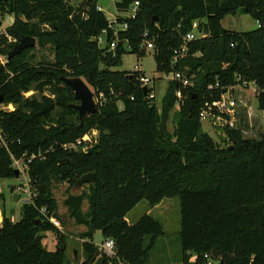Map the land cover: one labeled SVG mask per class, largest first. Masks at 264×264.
Listing matches in <instances>:
<instances>
[{
  "label": "trees",
  "instance_id": "obj_1",
  "mask_svg": "<svg viewBox=\"0 0 264 264\" xmlns=\"http://www.w3.org/2000/svg\"><path fill=\"white\" fill-rule=\"evenodd\" d=\"M97 1L0 0V15L13 17L0 37V55L7 57L15 43L30 37L52 57L38 58L33 47L0 66L5 143L0 181L18 177L11 155L41 152L43 157L28 165L29 183L38 195L34 205L22 204L19 221L6 216L0 192V264H67L62 232L38 209L44 207L48 218L60 222L53 188L66 184L71 189L88 173L95 182L63 201L68 218L85 228L80 264L99 256L104 264H148L162 226L149 215L132 224L126 217L141 201L153 208L172 198L179 201L180 264H264V133L245 139L242 129L224 128L229 145L220 147L199 119L205 103L249 84L255 87L258 110L264 111V0H117L114 25L127 22L128 28L116 36ZM134 2L139 13L128 20L125 14ZM239 11L257 27L240 33L224 29V17ZM194 22L202 37L186 43V54L171 68L173 51L184 44ZM102 31L107 35L101 49L96 39ZM145 32L153 41L157 71L179 72L191 82L186 88L169 82L159 110L146 100L137 73L112 70L123 54H143ZM8 39L16 42L8 44ZM115 40L116 48L109 51ZM60 77L80 78L93 92L97 112L82 126L70 106L73 93ZM10 104L14 111L1 110ZM176 104L170 134L166 122ZM90 132L99 135L95 146L84 152L62 149ZM97 231L114 241L113 257L94 244ZM44 233L55 236L54 251L42 244Z\"/></svg>",
  "mask_w": 264,
  "mask_h": 264
},
{
  "label": "rangeland",
  "instance_id": "obj_2",
  "mask_svg": "<svg viewBox=\"0 0 264 264\" xmlns=\"http://www.w3.org/2000/svg\"><path fill=\"white\" fill-rule=\"evenodd\" d=\"M70 4H76L77 0H67ZM117 0H110L109 5L105 10H102L106 17L114 22L119 14L115 10V2ZM123 16V15H122ZM0 37L6 36V29L12 24L13 17L11 15H0ZM224 29L232 32H248L257 27V24L248 15L242 14L241 11L235 15L225 16L221 22ZM8 44H13L16 41L8 39ZM99 48L105 46L104 39L98 44ZM142 55L136 53H125L121 56V63L119 66L113 68V71L128 72L129 74L136 72L135 67L137 66L141 74L146 78L153 81L155 100L154 104L160 108L162 98L168 87L170 75L158 72L156 69V62L154 58V51L148 50L144 46L142 47ZM34 53L39 58L45 56L49 60H52L50 53L47 50L39 51L35 45ZM7 61L6 56L0 55V66H4ZM91 90V89H90ZM92 92V91H91ZM230 96L235 97L237 101V115L236 117V128L242 129V137L245 139H257L259 134L264 133V111H259L257 108V100L255 98V87L252 84L247 86H236L230 91ZM93 93V92H92ZM32 93L27 96H31ZM14 111V106L10 104ZM179 105L176 104L171 110L168 120L166 122L167 131L172 134L175 128L173 115L178 111ZM11 111V112H12ZM259 117L261 120L257 119ZM75 121V117L72 118ZM202 130L207 133L213 140L214 143L220 147L229 145V141L224 135L222 130L213 129L209 123L202 122ZM99 135L97 132H90L80 137L81 146L75 151L84 152L86 148L95 146L98 143ZM28 175H20L16 179L0 181V192L4 194V207L6 216L10 217L13 222L19 221L21 218V206L23 201L14 203L10 196L12 194H19L17 187L27 185ZM12 190L13 193H10ZM87 190V184L81 187L68 188L66 184H59L53 188V197L55 198L58 205V214L60 217L59 230L65 238V247L67 254V264H80L83 261L82 248H81V235L85 232V229L74 226L73 222L68 218L67 210L63 205L64 199L68 194L78 195L82 191ZM19 196V195H18ZM22 197V195H21ZM24 199V198H23ZM22 200V199H21ZM83 211H87V204H83ZM179 201L177 198L164 199L156 207H149L147 202L141 201L135 206L127 215V220L130 223L137 222L143 215H149L152 218L160 222L163 230L161 235L150 255V262L148 264H180L181 263V249L179 241ZM2 223V213L0 211V226ZM99 231L95 232L93 236L94 244L99 248L102 247L104 241ZM147 241V240H146ZM42 244L48 251L55 250L56 238L51 233H44ZM101 252V251H100ZM102 253V252H101ZM188 262L191 260H189ZM193 259V258H192ZM194 261V260H193ZM192 261V262H193Z\"/></svg>",
  "mask_w": 264,
  "mask_h": 264
},
{
  "label": "built area",
  "instance_id": "obj_3",
  "mask_svg": "<svg viewBox=\"0 0 264 264\" xmlns=\"http://www.w3.org/2000/svg\"><path fill=\"white\" fill-rule=\"evenodd\" d=\"M77 1H80V0H77ZM97 10L102 11L103 9L100 5H98ZM138 13H139V3L134 2L133 5L129 8V10L125 14V16L128 20H135ZM127 28H128L127 22H123L120 27H116L114 25V22H110L109 24V29L113 32L114 36H116V33L118 30L125 31L127 30ZM106 35H107V31H102L101 35L96 39L97 44H100L103 41V39H104V42H106L105 41ZM200 37L202 36L197 32V22H194L192 24V31L187 33L183 37L184 44L180 48L173 51L174 58H173V63L171 64V68L174 67V64L176 63L177 60L181 59L186 54L187 52L186 43L194 41ZM142 39H143L142 41L143 46L148 50H152L154 47L153 41L148 39L147 32L143 34ZM118 42H119L118 40L112 41L109 44V51H113L116 48ZM135 70L136 72H133V73H137L139 75V78H138L139 88L141 89V91L144 87L146 88L147 93L144 96L146 100L149 102V104L152 105L155 100L153 81L146 78L143 74H141V71L137 66L135 67ZM169 75L171 76L169 79V82L176 83L180 85L182 88H186L187 86L191 84L190 80L179 72L173 71L169 73ZM211 88L212 87H209L208 89H211ZM229 91L226 94H224L220 98V100L216 102H212V103H205L203 105V108L199 114V119L201 123L202 122L209 123L213 129L216 128L218 130H223L224 128H227V129L236 128V117H237L236 109H237L238 104H237L236 99H234L233 97L229 95L230 94ZM28 94H25V97H28L27 96ZM177 96L178 98H181L180 93H178ZM101 99H102V96L100 95L97 102L101 101ZM95 103H96V100H95ZM118 108L119 110L121 109L120 104ZM1 110L5 112H11L13 108L10 105H8V106L1 107ZM0 146L5 147V143L1 136V132H0ZM79 146H81V140L77 139L72 144L63 145L62 149L64 151H69V150L75 151ZM10 158H11L12 169H14L15 171H18V176L20 175L23 176L25 174L27 175L28 165L34 159H37V158L42 159L43 157H42V153L38 152V154H32L29 156H27L26 154H23L19 158L15 157L14 155H11ZM17 190L18 192H20L18 194L20 201H23L24 203H27V204L34 205V199L37 197L38 194L34 190H32L30 183H29V179L27 181V185L17 187ZM38 213L41 217L47 219L54 227L59 228V222L52 217L48 218L47 210L44 207L39 208ZM114 247H115L114 241L112 239H106L102 247L100 248V251L106 257L111 258L114 256Z\"/></svg>",
  "mask_w": 264,
  "mask_h": 264
},
{
  "label": "water",
  "instance_id": "obj_4",
  "mask_svg": "<svg viewBox=\"0 0 264 264\" xmlns=\"http://www.w3.org/2000/svg\"><path fill=\"white\" fill-rule=\"evenodd\" d=\"M98 5L105 10L109 5V0H98ZM1 25V22H0ZM36 42L33 38L25 37L22 38L19 42L15 43L12 50L7 55V60H10L12 57L20 54L23 50L35 47ZM60 81L63 82L73 93V98L75 103L71 104V108L75 110L78 114L79 126H82L83 120L85 117L93 115L97 112L96 103L94 95L91 92L90 88L85 84V82L80 78H67L60 77ZM144 95H146L147 90L144 87L142 89ZM232 149V146L228 147ZM66 160L61 162V164H66ZM15 175L18 176V171H15ZM95 182V175L93 173H88L83 175L76 183L75 187H81L85 184H93ZM19 199L17 194L12 196V201L16 203ZM104 257H97L91 264H104Z\"/></svg>",
  "mask_w": 264,
  "mask_h": 264
},
{
  "label": "crops",
  "instance_id": "obj_5",
  "mask_svg": "<svg viewBox=\"0 0 264 264\" xmlns=\"http://www.w3.org/2000/svg\"><path fill=\"white\" fill-rule=\"evenodd\" d=\"M235 98V97H234ZM237 117H239V114L237 115ZM257 119H259V120H261L259 117H257ZM14 194H12L11 196H10V198L12 199V196H13ZM17 202H20L19 201V199H18V201ZM156 207V206H155ZM126 221L129 223V224H132V223H130L128 220H127V218H126ZM75 226V225H74ZM78 228H80L81 229V227L80 226H77ZM82 228H84V227H82ZM85 229V228H84ZM83 242V240H81V243ZM193 258V259H192ZM191 258V260H190V262H192L193 260H194V257H192ZM149 262H150V260H149ZM81 263V262H80Z\"/></svg>",
  "mask_w": 264,
  "mask_h": 264
}]
</instances>
